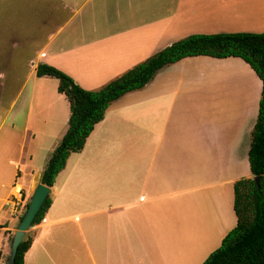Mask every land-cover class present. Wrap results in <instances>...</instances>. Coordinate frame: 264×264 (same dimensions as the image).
<instances>
[{
    "label": "crops",
    "instance_id": "0c3cea01",
    "mask_svg": "<svg viewBox=\"0 0 264 264\" xmlns=\"http://www.w3.org/2000/svg\"><path fill=\"white\" fill-rule=\"evenodd\" d=\"M52 1L38 13L68 15L57 42L0 40V66H8L0 70V264H8V236L18 224L12 186L31 197L68 125L64 95L35 90L37 63L95 90L187 35L264 31V0ZM261 89L238 57L192 56L113 101L50 186L23 264H201L236 224L233 184L252 177L248 149ZM43 97L39 114L50 109L53 117L41 115L36 129L32 103ZM51 120L63 123L57 134L47 131Z\"/></svg>",
    "mask_w": 264,
    "mask_h": 264
},
{
    "label": "trees",
    "instance_id": "16d2710c",
    "mask_svg": "<svg viewBox=\"0 0 264 264\" xmlns=\"http://www.w3.org/2000/svg\"><path fill=\"white\" fill-rule=\"evenodd\" d=\"M192 56L238 57L248 64L262 82L258 113L248 149L252 177L234 182L233 211L236 224L201 264H264V31L187 35L95 90L81 87L68 74L52 65L37 63L36 76L56 78L57 91L65 96L69 106L67 129L50 153L40 181L49 187L54 184L69 154L83 148L94 125L103 119L106 109L113 101L129 91L142 88L163 67ZM254 178H258L257 183ZM29 199L30 197L26 199L18 220L22 217ZM50 203L51 198L48 196L30 228L41 222ZM12 236H8L9 245ZM32 239L33 233L25 234L17 248L13 264H23L24 254Z\"/></svg>",
    "mask_w": 264,
    "mask_h": 264
},
{
    "label": "rangeland",
    "instance_id": "374dc122",
    "mask_svg": "<svg viewBox=\"0 0 264 264\" xmlns=\"http://www.w3.org/2000/svg\"><path fill=\"white\" fill-rule=\"evenodd\" d=\"M91 2L92 0H89L87 2V6L91 4ZM41 4L45 6L49 4L52 5L53 1L52 0H0V31L4 30L3 32L0 33L2 34L0 36V40H4L5 42L4 45L6 44L10 45L13 40V43H18L20 46L21 43H25L29 47L41 46L48 38H50V36L51 38H54L52 43L54 44L68 32L69 25H65L60 29L58 33L54 35V32L56 31L57 27L63 25L68 15L64 13L61 10V8L60 9L51 8V14L48 11H46L45 13L48 15H46V17L44 18L45 16L44 14L38 13V10L43 8ZM42 11L44 12V9H42ZM78 21L79 18L75 17L73 21L75 26L77 25ZM84 21H86L88 24L91 23L88 21V18H86ZM16 51L20 52L19 48H17ZM7 52L9 51L7 50ZM6 68H8L7 65L0 66V70ZM28 69H30L29 65L22 66L20 68V71L23 73V72H27ZM33 78H35L37 84L35 90L43 89L44 91L47 92L46 93L47 95H49V93L53 95L54 94L57 95L58 80L56 78L53 77L40 78V77H35V75H33ZM12 83L16 84L17 82H12ZM39 83L42 85L39 86ZM60 98H62L63 103L67 104V99L65 98V96ZM44 99L45 97L40 98L39 99L40 102L38 104L36 102V99L35 102L33 101L32 103L33 114H32L31 123L33 127H35L36 129H39L38 127H42L40 126V118H42V116L46 119L53 117V115H51L50 109H47L43 114H39V111L42 112V108L46 103L45 101H47V100L44 101ZM50 103L52 107L56 108L55 114H57L58 116L61 115L59 111L61 102L55 99L54 102H50ZM62 124H57L56 122H52L51 120V122H49L47 126L48 133L51 132L52 134H57L62 130V127H64ZM37 141L38 138L35 137V140L32 141L31 143L32 146L37 144Z\"/></svg>",
    "mask_w": 264,
    "mask_h": 264
},
{
    "label": "water",
    "instance_id": "95a60500",
    "mask_svg": "<svg viewBox=\"0 0 264 264\" xmlns=\"http://www.w3.org/2000/svg\"><path fill=\"white\" fill-rule=\"evenodd\" d=\"M255 182H258V178H254ZM51 189L49 186L38 182L31 194V197L27 203L22 217L18 220L15 231L13 232L12 241L10 243V252L8 256V264H13L14 257L17 252V248L20 242L23 240L26 232L29 231L32 221L36 213L41 208L44 200L48 197Z\"/></svg>",
    "mask_w": 264,
    "mask_h": 264
},
{
    "label": "built area",
    "instance_id": "2783aa9c",
    "mask_svg": "<svg viewBox=\"0 0 264 264\" xmlns=\"http://www.w3.org/2000/svg\"><path fill=\"white\" fill-rule=\"evenodd\" d=\"M11 196L12 199L10 203L12 204V214L13 215L21 214L26 202V198L21 186L14 184L12 186Z\"/></svg>",
    "mask_w": 264,
    "mask_h": 264
}]
</instances>
